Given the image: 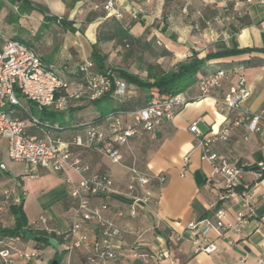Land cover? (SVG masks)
Segmentation results:
<instances>
[{
    "label": "crops",
    "instance_id": "1",
    "mask_svg": "<svg viewBox=\"0 0 264 264\" xmlns=\"http://www.w3.org/2000/svg\"><path fill=\"white\" fill-rule=\"evenodd\" d=\"M107 1L28 0L29 9L18 13L16 5L0 0V32L32 48L45 64L67 68L61 75L67 82L76 78V68L84 60L98 71L94 54L104 58V68L148 80L160 71L175 69L193 54L204 59L223 47L249 51L206 61L198 76L226 71L229 78L221 89L199 98L195 82L182 93L187 102L172 119L162 121L152 132L140 131L119 147L122 159L118 164L110 163L96 148H77L68 142L75 136L84 137L87 125H83L112 111L142 108L148 100L141 88L127 83L122 101L112 97L94 103L79 100L57 113H38L30 106L33 116L62 129L48 136L30 125L24 114L14 112V117L26 122L28 135L64 144L70 160H78L91 172L107 174L119 194L90 201L91 209L107 206L100 216L111 224L113 234L104 239L95 222L84 223L75 214L77 203L70 194L78 175L13 162L7 156V141L4 148L1 142L0 164L5 169L0 170V199L4 201L0 236L13 248L11 258L15 264H87V252L72 246L75 238L63 240L71 226L80 222V234L104 242L114 253L113 259L100 264H255L257 257L264 258V174L258 181L246 176L252 184L255 212L239 235L224 231L218 237L209 232L207 241L215 245L211 254L195 252L189 241L176 242L174 237L189 223L214 220L219 207L226 210V223L233 222L239 211L236 200L220 202V188L207 182L212 167L201 160L197 140L189 132L192 124L203 135L230 128L228 141L216 142L212 150L238 167L264 163V131L248 133L232 126L234 113L221 112L216 104L241 75L250 92L242 108L249 113L264 111V6L260 0H112L122 14L116 21L103 8ZM101 102L106 103L104 114L95 109ZM121 119L124 124L132 122L129 114ZM133 171L152 180L137 192L148 196V206H138L131 215V201L124 194ZM195 172L203 178L201 185L194 181ZM16 207H21L27 223L24 237L5 233L15 227ZM40 217L46 219L45 225ZM31 252L37 255L32 260L17 256Z\"/></svg>",
    "mask_w": 264,
    "mask_h": 264
},
{
    "label": "built area",
    "instance_id": "2",
    "mask_svg": "<svg viewBox=\"0 0 264 264\" xmlns=\"http://www.w3.org/2000/svg\"><path fill=\"white\" fill-rule=\"evenodd\" d=\"M260 4L264 6V0H260ZM103 8L110 18L116 21L122 19V14L114 7L112 0H108ZM93 67L91 61L84 60L76 68V78L67 82L61 77L63 73L68 72L67 68L57 69L54 65L45 64L32 48L17 40L8 39L0 32V143L2 140L7 141V156L13 162L38 166L53 172L71 170L78 175V184L70 194L77 203L75 214L84 223L95 222L100 236L105 239L113 234L111 224L100 216V211H105L107 206L103 204L99 209H91L89 205L93 198L119 194L113 189L111 178L107 174L91 172L88 166L78 160H70L64 144L28 135L26 122L13 116L14 112L24 114L30 125L43 130L48 136L49 132L62 129L33 116L30 106L38 113L46 110L57 113L79 100L95 102L109 95L122 101L126 96L127 83L112 71L94 72ZM228 78L229 74L224 70L201 77L196 83L199 98L221 89L223 82ZM249 96L246 81L239 75L236 82L229 85L226 92L216 99V104L221 112L234 113L232 126L241 127L248 133H261L264 131V111L249 113L241 106ZM186 102L182 94H177L162 101H148L142 108L132 112L111 113L102 120L103 125H87L84 127V137L75 136L68 143L77 148H96L110 163L118 164L122 159L120 146L126 145L129 139L140 131L152 132L162 121L172 119L175 112L185 106ZM123 114H129L132 122L124 124L121 119ZM189 132L197 140L201 160L211 164L212 171L207 182L220 188L219 201L233 199L239 205V211L231 223L225 222L226 210L219 207L214 213V220L203 219L189 223L183 233L174 237L176 242L189 241L195 252L211 254L215 251V245L207 241L209 232H215L218 237H221L224 231L239 235L254 216L252 184L246 180V176L252 175L255 181L260 180L264 163H257V169L250 171L245 167H238L212 150L216 142L228 141L230 128L203 135L196 125L192 124ZM1 169H5L3 164H0ZM132 173L133 177L124 196L130 199V214L134 215L138 206H148V196L137 192L142 191L152 178L135 171ZM159 181L163 182L164 178L160 177ZM66 182L70 184L71 180L67 178ZM3 207L4 201L0 199V221ZM39 221L43 225L46 224L44 217H40ZM49 231L61 236L57 230ZM70 238H75L73 248L87 252V264H100L114 257L110 246L97 239L90 241L86 234H80V222L74 223L63 235L64 241ZM8 242L0 236V264H15L11 258L13 248ZM17 256L32 260L37 255L31 252L17 253ZM255 264H264V258L257 257Z\"/></svg>",
    "mask_w": 264,
    "mask_h": 264
},
{
    "label": "trees",
    "instance_id": "3",
    "mask_svg": "<svg viewBox=\"0 0 264 264\" xmlns=\"http://www.w3.org/2000/svg\"><path fill=\"white\" fill-rule=\"evenodd\" d=\"M7 1L10 5L17 6L18 13H23L25 10L29 9L28 0H7ZM7 6L8 5L4 7ZM2 7L3 5L0 4V8ZM262 50H264V48ZM248 51L249 50L247 49H236L234 47L231 49H226L223 47L214 53L207 54L204 59H198V57L195 54H193L186 61L177 64L175 69L170 70L169 72L160 71L158 72V74L149 78L148 80H141L138 77L128 74L121 69L114 70V69L104 68V58L101 57L100 55L94 54L92 57V61L96 65L99 73H106L107 71H112L113 73H115L116 76L123 79L126 83L135 85L138 88L146 90L149 93V96L147 95L146 100L162 101L170 97H173L177 94L184 93L195 82H197L201 77H203V76H198V74L202 71L206 61L225 57V56L246 53ZM105 98H110V96L107 95L95 102H98ZM111 113H115V111H112ZM105 117H107V115L99 117L89 123H86L83 126L102 121ZM256 169H257L256 165H252L246 168V170H250V171ZM14 216H15V227L12 230L5 231V233L11 236L24 237L25 235L24 228H26L27 223L22 214L21 207H16L14 209Z\"/></svg>",
    "mask_w": 264,
    "mask_h": 264
},
{
    "label": "rangeland",
    "instance_id": "4",
    "mask_svg": "<svg viewBox=\"0 0 264 264\" xmlns=\"http://www.w3.org/2000/svg\"><path fill=\"white\" fill-rule=\"evenodd\" d=\"M142 94H145V95H148L149 96V93L146 91V90H144V89H142L141 91H140ZM104 107H106V103H99L98 105H96V107H95V109L98 111V112H101V113H105V110H104ZM34 114L35 115H37V113H36V111H34ZM2 142V144H1V147H5V145H6V141L5 140H2L1 141ZM8 161H9V159L8 158H6ZM10 162V161H9Z\"/></svg>",
    "mask_w": 264,
    "mask_h": 264
},
{
    "label": "water",
    "instance_id": "5",
    "mask_svg": "<svg viewBox=\"0 0 264 264\" xmlns=\"http://www.w3.org/2000/svg\"><path fill=\"white\" fill-rule=\"evenodd\" d=\"M193 177H194V181H195L196 185H201L202 180H203L201 174L199 172H195ZM52 264H57V263H56V261H53Z\"/></svg>",
    "mask_w": 264,
    "mask_h": 264
}]
</instances>
